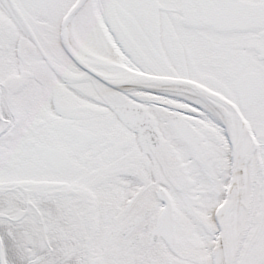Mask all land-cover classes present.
I'll list each match as a JSON object with an SVG mask.
<instances>
[{
  "label": "snow or ice",
  "instance_id": "snow-or-ice-1",
  "mask_svg": "<svg viewBox=\"0 0 264 264\" xmlns=\"http://www.w3.org/2000/svg\"><path fill=\"white\" fill-rule=\"evenodd\" d=\"M0 264H264V0H0Z\"/></svg>",
  "mask_w": 264,
  "mask_h": 264
}]
</instances>
